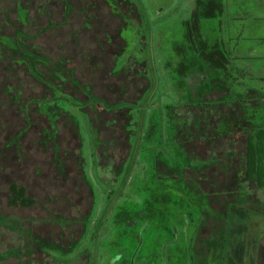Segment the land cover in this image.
Masks as SVG:
<instances>
[{"label":"rangeland","instance_id":"obj_1","mask_svg":"<svg viewBox=\"0 0 264 264\" xmlns=\"http://www.w3.org/2000/svg\"><path fill=\"white\" fill-rule=\"evenodd\" d=\"M18 1L24 3V11L18 9ZM215 1L222 4L223 13L203 20L202 34L210 47L218 45L229 54L227 68L210 61L213 49L202 55L186 39L184 24L198 0H96L98 9L92 14L102 20L99 24L83 22L84 17L76 14L68 17L63 0H0V35L8 37L0 40V62L5 46L12 47L10 38L20 42L12 47L18 60L24 49L31 48L57 60L71 56L70 49L78 45L75 54L82 61L81 69L77 70L76 59L72 66L80 82L69 79L73 85L67 88L60 84L46 89L24 68L18 69L10 77L23 94L20 102L4 92L0 67V213L26 221L21 237L18 228L0 226V253L35 236H59L58 225L46 223L57 215L76 223L93 213L85 236L70 253L50 252L51 257L43 254L42 259L49 264H223L227 227L234 224L238 234L234 233L231 246L239 252L237 264H264V191H219L217 198L229 200L220 201L224 210L213 206L206 222L210 205L202 206V200L179 192L181 187L174 185L165 166L180 161L178 168L196 164L200 169L199 162L225 160L228 151L242 154L245 131H264V0ZM69 2L79 8L76 11L90 4V0ZM103 21L112 31L122 25L121 38L127 44L114 71L116 53L105 44L109 38ZM82 22L87 35L76 34ZM101 44L109 61L102 59ZM38 72L49 74L42 66ZM9 80L12 85L14 79ZM59 81L66 82L60 75ZM84 85L91 86L89 94ZM83 92L117 106L108 109ZM27 102L25 114L36 106L37 112L54 121L48 111L56 104L58 113L76 120L79 130L71 117L62 116L57 123L54 142L59 152L52 142L45 144L48 118L34 113L28 121L21 113L20 105ZM174 125L192 141L184 146L175 143ZM123 126L130 132V145ZM216 136L220 140L214 146L206 141ZM182 137L181 133L178 139ZM56 161L63 164L61 169ZM85 174L90 186L82 179ZM14 184L25 188L33 201L30 207L10 204ZM238 194L244 195L243 200L237 199ZM233 208L243 209L249 219L240 221ZM215 225L217 250L212 247L209 252L206 245V253L198 255L199 239ZM77 228H73L76 237ZM69 237L68 232L67 242ZM28 253L24 249L25 257Z\"/></svg>","mask_w":264,"mask_h":264},{"label":"trees","instance_id":"obj_2","mask_svg":"<svg viewBox=\"0 0 264 264\" xmlns=\"http://www.w3.org/2000/svg\"><path fill=\"white\" fill-rule=\"evenodd\" d=\"M65 3V7H66V11L68 13V17H72L71 14H76V17L78 18H83V22L86 20V22L88 21H92L93 23H102V20L100 18H98V16H94L92 14L93 11H97L98 9V5L95 1L90 0V4L87 2V0H85V2H87V4L85 3L84 9L76 11L78 9L75 10V8L73 7L72 3L69 2V0H63ZM84 1V0H83ZM23 2L22 1H18V9H21V11H24V7L23 6ZM97 5V6H96ZM87 6H90L91 9H88ZM94 7V8H93ZM76 12V13H75ZM223 13V6L220 2L215 1V0H211L208 3H203L202 0H198L197 2V7L196 10L192 13V17L189 21L185 22L184 26H185V30H186V39L188 41V43L193 47L196 48L197 51L204 55L206 53H209V51H211L213 49V51H211L212 55L214 57L211 56L210 54V61L211 62H218L219 66L221 68H227L229 63H230V57L229 54L224 50L221 49L220 46L215 45V47H210L203 38V34H202V21L203 20H207V19H214L216 18L218 15L220 16ZM25 17H26V12H25ZM24 17V18H25ZM113 18V17H112ZM111 18V16L108 17V20H113ZM121 21V20H120ZM81 23V26H79L77 33L78 35H87L86 32H82L83 30H87ZM104 23V33L106 34V36H108V40L106 39L105 44L107 45V47L112 48L113 52L116 53L115 54V63H114V67L112 68L113 71L115 70V66L117 63L118 58L120 57V54H122L123 49L126 47V42L121 38V31H122V25H119L121 27L116 29H111V25H106V23L103 21ZM96 24V25H97ZM95 25V24H94ZM105 28H107L105 30ZM108 30V31H107ZM88 31V30H87ZM81 33V34H80ZM2 37H6L3 35H0V40ZM72 37L78 38L76 37V35H72ZM8 38V37H6ZM16 39V38H15ZM15 39H11L10 38V44L13 47V45H15L16 40ZM73 41V39H71ZM79 39H78V43H79ZM121 42V43H120ZM16 43H20V42H16ZM72 43V42H71ZM104 43V42H103ZM116 43H118V46H116ZM64 46V45H63ZM102 46V44H101ZM116 46V48H115ZM12 47H6L5 46V50H4V61L0 62V67H2L3 72L1 71V73L5 74V77L3 79L2 83V88L4 89V92L6 93V95H10L11 98L14 101H21L23 99V94L21 92V90L18 89L17 86V81L14 78V73L15 71H17L20 68H24L26 73L32 77L33 79H35L42 87L49 89V86H54V87H58L60 84H63L66 86L69 85H73L72 82L69 81V79H76L77 81L80 82V80L77 79V72H76V68H73V64H74V59L78 60L79 62L77 63V70L82 68V65L80 63L81 59H79L77 57V54H75V50L77 49V46H72L71 50V56L70 53L68 54L69 56L63 58L61 57L58 58L57 60L49 57V56H45L43 55V53L41 51H38V48H31V49H24V55H22V57L20 58V60L17 59V55H15L14 53H12ZM102 48L104 49V57L102 59L105 60H110V56L106 54V48L104 46H102ZM101 49V48H100ZM40 50V49H39ZM69 50V51H70ZM102 51V50H100ZM6 53H9L8 55ZM65 55V54H64ZM75 55V56H74ZM82 62V61H81ZM99 64V63H98ZM10 65L14 66L10 67ZM42 66L44 68H46L49 71V74H46V76H43L41 72H38L39 67ZM98 67H95L94 69L92 68V72L94 73V71H98ZM10 68H12V72H10ZM12 75V77H10V75ZM59 75L63 76L66 80V82L62 83L59 81ZM116 76H120V74L116 73L114 74ZM50 77V78H49ZM10 79H14L12 85H10ZM52 79L56 80L59 83H54V81H52ZM46 82V83H45ZM82 84V83H81ZM83 85V84H82ZM9 86V87H8ZM88 87V94L91 91V86L89 85H84V87ZM56 87V89H57ZM76 88V87H75ZM64 94H66L65 90H64ZM83 94L89 99L91 98H95V100L99 101L100 103H104L106 105V108H114L117 105L114 106H109V104H107L106 102L101 101L100 99L96 98L95 96H87V94L85 92H83ZM48 98V97H46ZM43 101V99H42ZM89 101V100H88ZM96 102V101H95ZM130 102V101H129ZM28 102L25 105H20L22 107H20V111L21 113L24 115V117L26 119H28V121H30V119H32V115L38 114L41 115L43 117H47L49 122H50V128L44 133V138H45V144L47 145L48 143L52 142L53 145L55 146V148L57 149V151L59 152V145L57 144V142L55 141V136L58 132L57 129V123L61 120V117L63 116H67V117H71L73 119V121L75 122L76 127L78 128V124L76 122V120L73 118L72 115L68 114V113H58L57 112V108L58 106L56 104H54V106L50 107V111H48L49 113L53 114V116L55 117V120L52 121L51 117L43 114V113H39L37 112V107L36 106H32L31 108V113L30 114H25L23 109L27 106ZM98 104H96L97 106ZM101 107V106H98ZM205 107V106H204ZM98 108L95 110V112H97ZM104 111V110H103ZM105 112V111H104ZM100 118V117H99ZM208 120V118L205 119V121ZM240 123V122H239ZM242 123V122H241ZM249 124V123H248ZM29 126V125H28ZM31 123L29 128H31ZM249 126H252L251 124ZM124 130L126 131L127 135H126V139H129L127 141V144L130 145V132L126 130V126H123ZM175 133H176V141L175 143H179L182 146H184V144L186 142H191V138H193L191 135L188 136V134L183 133V131L181 129H176L175 125ZM180 128V127H179ZM28 129V127H27ZM79 130V128H78ZM183 130H186V127H183ZM254 131V128L250 130L245 131L246 134V146L245 149L243 151L242 154H237L236 152H232V151H228L224 157L225 160H219V159H213V161L211 163H206L202 165V162H199V164H201V168H197L196 164L195 165H189V166H183L180 167L181 162H175V163H169V164H165L166 168L169 169L170 171V176L173 175L174 179H175V183L174 185H177L179 187H181V191L182 194H187L188 196L192 197L193 200L197 199V202L200 200H202L200 202V204H202V206L205 204L206 207L210 205L209 208H207V213L205 211V213L207 214L206 217V222L209 221V217L208 216V212H213L214 210L212 209L213 206L217 207L218 210H224L222 207H220L221 204L226 203L227 200H222V198H217V195L219 191L221 190H231V191H253L254 193H260L264 191V131L261 130L258 134H252V132ZM26 132V131H25ZM182 133L183 137L182 139H178L180 137V134ZM179 135V136H178ZM220 140L219 136H216L214 140H210L209 138L206 139V141L211 142V144L214 146L215 144H217V141ZM16 141V140H15ZM17 142V141H16ZM100 142V141H99ZM11 143V142H10ZM14 145L16 143H14V141L12 142ZM100 144L102 145V147L104 148H108L107 144H102V142H100ZM233 147V146H231ZM11 148V146H10ZM58 163L59 169H61V166H63L62 163H59L58 161H56ZM194 162V161H191ZM81 167L83 172L84 171V163H81ZM209 164V165H208ZM198 165V164H197ZM200 166V165H199ZM176 167V168H174ZM11 168V167H10ZM10 173H12L10 171ZM172 176V177H173ZM160 178V177H159ZM82 179L85 180L88 185L89 184V180L85 176H82ZM12 190H13V194L14 196L12 198H10V204L11 205H15V206H26V207H30V205L33 204V201L31 199H29L28 197H26V190L24 187H19L18 184H14L12 185ZM204 192L206 193L205 195L211 199L210 203L208 204L207 200L204 197ZM183 194V195H184ZM244 195L238 194V198L240 200H243L241 198H243ZM216 198V199H215ZM200 199V200H199ZM221 201V204H220ZM218 204V205H216ZM95 207V206H94ZM212 209V210H211ZM215 211H217L215 209ZM222 212V211H220ZM223 213V212H222ZM232 213L236 214V216L238 217V219H240V221H246L248 220V215L247 213L243 210V209H232ZM93 214V213H92ZM86 215L83 217V219L79 220H75L76 223L70 222V220L68 221L67 219H65V217L57 215L54 219V221H49L47 220L46 223H50L53 222L51 224H57L58 227L60 228L61 232L59 233V236H52L50 235L49 238H44L43 236L40 237H33L32 239H29L27 241V243L25 245L24 242H22L20 245L6 250L4 253H0V262L1 261H9L11 259H18V260H23V258H29L28 264H49V262L47 260L42 259V255H49L50 256V252H61V253H70L76 246L77 243H79L81 241V239L85 236L86 231H87V226L90 223V218L91 215ZM205 214V215H206ZM26 221L20 220V219H13L11 217H5L3 215H1L0 213V226L1 227H6L9 229H14V228H18L19 229V236L21 237L23 235V228H24V223ZM218 223V222H217ZM234 225V224H233ZM232 225V226H233ZM74 226H78L77 231L80 232V234H78V236H75V233L73 231ZM231 226V228L227 227V232H228V241H226V245L225 248L222 247V261L223 264H237V260H239V252L236 249H232L234 247L231 246L232 242L234 243L233 239H234V233H237L236 229H233ZM215 229L212 230L209 234H206L209 231H206L204 233V236L202 238L199 239L198 242V255L200 254V252H204L206 253V245H208L209 247V252H212L211 248L213 247V252H215L217 250V248H215V246H213V242L216 241L215 237L217 236V234H215L214 232L218 231L219 227L218 226H214ZM240 227V226H239ZM222 228V226H221ZM70 234V237L68 238L69 242H67V238H66V233ZM207 241V242H205ZM197 243V242H196ZM67 248V249H66ZM24 249H28V256L25 257L24 255ZM48 252V253H47ZM51 257V256H50ZM218 257L217 255H215V258ZM218 259V258H217Z\"/></svg>","mask_w":264,"mask_h":264}]
</instances>
